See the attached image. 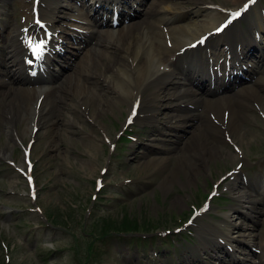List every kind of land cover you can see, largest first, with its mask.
Listing matches in <instances>:
<instances>
[{
	"label": "rangeland",
	"instance_id": "374dc122",
	"mask_svg": "<svg viewBox=\"0 0 264 264\" xmlns=\"http://www.w3.org/2000/svg\"><path fill=\"white\" fill-rule=\"evenodd\" d=\"M1 1L2 24H8L5 26L7 48L12 43L11 26L17 17L21 23L27 12L30 19L32 16L30 11L17 14L16 0H3L5 5ZM209 1L231 9L242 4ZM67 3L62 0V4ZM106 67L107 63L102 65ZM83 68L82 65L79 70ZM68 74L73 78L77 75L76 70ZM73 90L68 84L65 105L51 111L36 134L31 153L36 198L31 196L32 188L17 170L24 164V147L29 138L12 148L9 158L0 159V264H209L213 261L209 255L197 253V246L201 247L202 243L197 227H188V220L207 201L215 182L238 169L241 157H236L233 146L227 145L224 152L235 156L234 162L227 157L215 159L204 166L205 175L192 178V185L176 180L167 190L163 183L171 166L165 171L143 166L145 145L154 137V129L134 124L130 128L139 141L124 146L118 134L125 123L126 107L108 110L103 117L91 121L88 113L94 111L95 105L90 94L86 96L90 107L84 105L80 109L76 104L81 99L73 97ZM259 90L264 96V87ZM172 94L173 91L164 96L169 99ZM259 103L249 99L248 107L243 106L249 118L239 127L241 138L239 134L233 135L244 151V171L248 175L257 174V180L264 174L254 166L258 161L264 168V121L257 111ZM259 105L264 113V100ZM159 127L167 130L162 125ZM18 130L20 133L21 126ZM7 139L0 124V145H5ZM171 156L163 153L159 157ZM99 179L104 185L100 190L96 187ZM229 182L231 178L218 187L220 198L214 199L212 213L196 222L220 224L227 213L233 214L234 223L250 229L232 227V237L243 240L244 234L256 237L260 234L264 244V215L261 224L255 225L230 211L238 202L235 201L237 190L226 191ZM259 188L260 183L256 189ZM132 235L152 242H135L130 240ZM169 235L173 239L168 241ZM238 246L235 242L233 249L240 257Z\"/></svg>",
	"mask_w": 264,
	"mask_h": 264
},
{
	"label": "bare ground",
	"instance_id": "6f19581e",
	"mask_svg": "<svg viewBox=\"0 0 264 264\" xmlns=\"http://www.w3.org/2000/svg\"><path fill=\"white\" fill-rule=\"evenodd\" d=\"M137 1L142 4L146 0ZM230 1V5L241 3V0ZM260 1L257 0L242 18L229 25L221 34L229 50L239 46L243 48V43L246 41L245 33L249 38H253V31L261 29V32H264V11L259 9ZM41 2L40 18L46 22L48 29L52 31V39L54 38L43 62L49 68L52 48L64 46L63 36L55 29L58 14L63 6L61 0H41ZM150 3L145 19L140 25L122 32L119 30L117 33L106 31L94 34L93 40H96V45L86 51L87 57L82 58L80 64H83L84 68L77 74L78 77L67 78L61 84L56 86L54 84L50 88L29 87L37 82L33 83L28 77L30 74L27 70L32 68L27 66L24 60L29 58L23 40L24 32L15 29L9 50L2 52L3 57L0 58L2 65L12 64L7 66L5 71L12 75L18 85L17 88H9L0 94V124L8 136L6 144L0 145V159L9 158L11 149L19 145V142H23L25 137L30 140L35 139L36 134L33 130L42 127L43 121L51 111L58 110L62 104L65 105L68 97L64 92L70 84L72 90L74 89L73 97L81 99L76 104L80 109L84 105L90 107L86 98L90 94L95 105L94 111L88 113L91 121L103 117L108 110H118L119 106L124 105L129 116H133L131 121H137L154 129V138L145 146L143 166H154L157 170L163 171L167 166H171L164 177L163 186L167 190L172 188L176 180L188 186L192 185V178L205 175L204 166H208L215 159L227 157L234 162L235 156L233 157L228 151L224 152V149L231 144H234L235 149L242 148L233 140V135L239 134L240 125L249 118L243 106L248 107L249 99H256L260 103L264 100L259 90V86L264 84V67L260 66V58H257L258 61L253 64L252 72L259 73L253 85L215 101L209 99L196 101L197 92L192 90L190 85H195L197 88L200 86L191 74L197 68L205 71L201 74H210L211 70L214 72L215 68L219 69L221 59L213 57V49L218 44L216 31L229 16L231 7H220L221 5L209 0H154ZM2 14L3 12L0 11V16ZM88 16L89 13L86 17ZM243 17H245V27L239 25ZM28 26L32 34L39 33L36 24L30 23ZM207 36L205 45L199 44L196 49L191 48L194 42L203 40ZM91 38L90 34L88 39ZM5 43L6 41H3V44ZM106 63L108 67L102 68ZM223 65L224 62L221 63V67ZM2 74L3 72H0V75ZM39 83L47 84L50 81ZM46 87L49 89L45 92ZM171 90L180 93L175 98L173 96L176 103L173 106L168 104L170 100L166 98V94ZM69 96H71L70 92ZM136 103H139V109L135 112L133 106ZM165 107L170 108L168 114L161 111ZM226 114L229 115L227 122ZM161 121L169 124L167 133L160 129L159 125L166 126ZM240 136L239 134L238 137ZM159 144H162V147L167 146L166 149H160ZM154 153L159 155L154 156ZM163 153L173 156L159 157ZM175 157L176 162H173ZM22 166L19 169V176L23 174ZM233 176L235 178L229 189L237 190L238 196L235 201L239 205L236 207L232 205L230 211L240 214L243 208L246 210L244 216L251 223L259 224L261 216L264 215V198L258 197L261 194L256 189L259 184L257 178L246 184L240 175ZM208 212L209 210L200 213L196 220L206 218ZM233 217V214L227 213L220 224L204 222L199 225L197 222V233L202 243L201 250L213 252L211 258L215 263L227 264L214 249L222 250L220 244L222 245L224 240L228 244L237 241L230 235L232 227L238 228L233 222ZM241 228L242 226H239V229ZM249 236L244 235V237ZM250 246L254 247V245ZM262 261L261 264H264V259Z\"/></svg>",
	"mask_w": 264,
	"mask_h": 264
},
{
	"label": "snow or ice",
	"instance_id": "6c2138e0",
	"mask_svg": "<svg viewBox=\"0 0 264 264\" xmlns=\"http://www.w3.org/2000/svg\"><path fill=\"white\" fill-rule=\"evenodd\" d=\"M234 15H235V16H239L240 13H235ZM36 23H37V24H40V21L37 20ZM30 43H31V41H30ZM43 48H44V44H43V41H41L39 44H36V45L33 47V52H34L35 54H40V53L43 52ZM133 115H135V112H133Z\"/></svg>",
	"mask_w": 264,
	"mask_h": 264
}]
</instances>
